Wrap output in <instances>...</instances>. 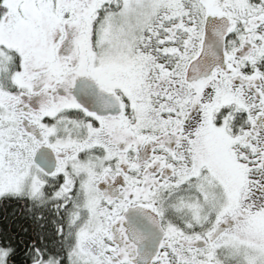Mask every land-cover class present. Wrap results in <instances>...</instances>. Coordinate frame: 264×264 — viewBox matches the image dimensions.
<instances>
[{
	"label": "snow or ice",
	"instance_id": "snow-or-ice-1",
	"mask_svg": "<svg viewBox=\"0 0 264 264\" xmlns=\"http://www.w3.org/2000/svg\"><path fill=\"white\" fill-rule=\"evenodd\" d=\"M0 264H264V0H0Z\"/></svg>",
	"mask_w": 264,
	"mask_h": 264
}]
</instances>
